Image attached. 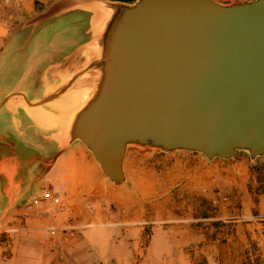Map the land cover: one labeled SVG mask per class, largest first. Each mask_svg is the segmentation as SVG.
Listing matches in <instances>:
<instances>
[{"label": "water", "instance_id": "1", "mask_svg": "<svg viewBox=\"0 0 264 264\" xmlns=\"http://www.w3.org/2000/svg\"><path fill=\"white\" fill-rule=\"evenodd\" d=\"M52 6L57 14H91L87 51L96 55L91 68L99 73L68 141L82 143L114 186L126 185L124 159L132 147L197 153L207 161L237 152L252 162L264 157V0H60ZM46 16L30 22L31 29ZM26 104L42 110L28 98Z\"/></svg>", "mask_w": 264, "mask_h": 264}, {"label": "crops", "instance_id": "2", "mask_svg": "<svg viewBox=\"0 0 264 264\" xmlns=\"http://www.w3.org/2000/svg\"><path fill=\"white\" fill-rule=\"evenodd\" d=\"M51 6L18 25L11 37L0 36V264H61L70 259L85 264H136L141 254L178 252L173 247L182 242L176 236H164L157 245L149 231L150 217L142 219L143 208L154 202L151 194L163 193L144 188L140 175L154 171L145 165L152 159L175 160L174 164L196 161L197 166L183 165L173 172L197 176L205 173L210 162L197 153L162 154L132 147L124 159L126 185L114 186L105 178L85 146L68 141L76 110L99 73L97 66L91 68L96 55L87 51L91 14L74 10L87 15V26L80 28L78 18L73 20L78 34L71 48L46 39L37 43L33 40L41 31L74 13L57 14L56 6ZM20 10L30 12L34 6ZM42 16L46 17L39 28L32 30L30 22ZM33 42L34 53L27 59L25 53ZM27 98L42 110L28 107ZM261 160L252 162L245 153H236L230 160L211 162L225 166L230 177L251 176L254 164ZM44 188L60 196L63 211L25 216L24 207L40 198ZM168 204L163 199L157 207ZM66 224L68 230H63ZM48 227L67 239L58 241L52 252L44 241Z\"/></svg>", "mask_w": 264, "mask_h": 264}, {"label": "rangeland", "instance_id": "3", "mask_svg": "<svg viewBox=\"0 0 264 264\" xmlns=\"http://www.w3.org/2000/svg\"><path fill=\"white\" fill-rule=\"evenodd\" d=\"M57 1L60 0H0V36L11 37L18 25ZM215 1L230 4L250 0ZM32 5L33 11L20 10ZM72 12L50 25L47 31H41L33 41L52 40L59 46L71 48L72 38L78 34L76 27L71 25L73 20L78 18L80 28L87 26V15ZM2 44L0 40V47ZM34 45L35 42L30 44L25 53L27 59L34 53ZM15 70L16 67L11 68L12 72ZM243 154L237 152L238 156ZM261 159L254 164L251 176L230 177L225 173V166L211 161L205 173L197 176L173 172V168L183 165L197 166L196 161L183 159L174 164L175 160H148L145 165L154 171L140 175L143 176L142 185L160 189L163 195L151 194L154 202L143 208L142 219L150 217L149 231L154 233L157 245H161L167 235L176 236L182 243L178 248L173 247L178 252L141 254L136 264H264V157ZM163 199L169 204L157 207ZM63 230H68L67 226ZM58 234L57 230L51 244L45 242L51 252L58 241L67 240L59 238ZM61 264L85 263L70 259Z\"/></svg>", "mask_w": 264, "mask_h": 264}, {"label": "built area", "instance_id": "4", "mask_svg": "<svg viewBox=\"0 0 264 264\" xmlns=\"http://www.w3.org/2000/svg\"><path fill=\"white\" fill-rule=\"evenodd\" d=\"M41 208V209H40ZM52 209H58L63 211V205L60 196L53 193L50 188H44L40 198L35 199L32 203L24 207L25 216L40 215L41 211H51ZM68 227L69 224H66ZM57 236V229L53 227L46 228V234L44 241L51 244L54 238Z\"/></svg>", "mask_w": 264, "mask_h": 264}, {"label": "trees", "instance_id": "5", "mask_svg": "<svg viewBox=\"0 0 264 264\" xmlns=\"http://www.w3.org/2000/svg\"><path fill=\"white\" fill-rule=\"evenodd\" d=\"M112 1H121V2H126V3H131L135 0H112Z\"/></svg>", "mask_w": 264, "mask_h": 264}, {"label": "bare ground", "instance_id": "6", "mask_svg": "<svg viewBox=\"0 0 264 264\" xmlns=\"http://www.w3.org/2000/svg\"><path fill=\"white\" fill-rule=\"evenodd\" d=\"M100 7H102V8H104V6L103 5H99ZM86 57V56H85ZM81 63V62H80ZM72 91V90H71ZM66 95V94H65ZM64 95V96H65ZM59 98V97H58ZM62 98V97H61ZM59 100V99H58ZM59 108V107H58ZM167 202V201H166ZM161 205V204H160ZM161 207V206H160Z\"/></svg>", "mask_w": 264, "mask_h": 264}]
</instances>
